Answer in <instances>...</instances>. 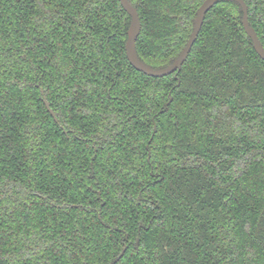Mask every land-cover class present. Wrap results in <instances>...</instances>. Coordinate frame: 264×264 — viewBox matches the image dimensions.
Segmentation results:
<instances>
[{"label": "trees", "instance_id": "1", "mask_svg": "<svg viewBox=\"0 0 264 264\" xmlns=\"http://www.w3.org/2000/svg\"><path fill=\"white\" fill-rule=\"evenodd\" d=\"M153 68L203 0H129ZM264 46V0H244ZM119 0H0V264H264V60L217 0L181 68L128 61ZM44 99L57 120L47 109Z\"/></svg>", "mask_w": 264, "mask_h": 264}, {"label": "water", "instance_id": "2", "mask_svg": "<svg viewBox=\"0 0 264 264\" xmlns=\"http://www.w3.org/2000/svg\"><path fill=\"white\" fill-rule=\"evenodd\" d=\"M119 1L122 7L125 9V11L129 14L131 18L129 27L127 29V38L125 42V51H126L128 61L134 68L145 73L146 75L154 76V77H161L164 75H168L181 68V65L183 64L184 60L188 56L191 50V47L199 33V30L202 26L206 12L214 5V3L217 0H203L202 1V3L199 5L196 11L193 30H192V33L187 43L185 44V46L183 47L179 55L174 59V61L168 66L162 67V68H153L145 64L142 60L139 59L137 55V51H136V45H135L136 38L141 28V23H140L137 9L135 8V6H133L130 3L129 0H119ZM234 1H236L241 6L242 26H243L245 33L250 37L252 41V46L255 52L259 55L260 58L264 60V46L261 40L259 39L255 29L248 22V11H247V5L245 1L244 0H234ZM44 103L47 109L49 110V112L54 117V119L57 120L54 112L49 107V104L45 99H44ZM122 253L123 252H121V254ZM120 255L115 259V261L120 257ZM112 263L113 262H111L110 264Z\"/></svg>", "mask_w": 264, "mask_h": 264}, {"label": "flooded vegetation", "instance_id": "3", "mask_svg": "<svg viewBox=\"0 0 264 264\" xmlns=\"http://www.w3.org/2000/svg\"><path fill=\"white\" fill-rule=\"evenodd\" d=\"M123 252V251H122ZM121 254V253H120ZM114 262V261H113Z\"/></svg>", "mask_w": 264, "mask_h": 264}]
</instances>
